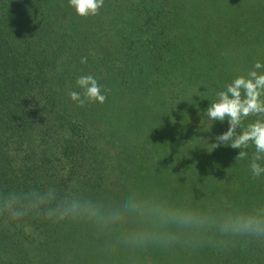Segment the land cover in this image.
<instances>
[{
  "label": "trees",
  "instance_id": "1",
  "mask_svg": "<svg viewBox=\"0 0 264 264\" xmlns=\"http://www.w3.org/2000/svg\"><path fill=\"white\" fill-rule=\"evenodd\" d=\"M256 60L264 61V0H104L86 18L69 0H0V264L94 263L79 241L92 222L49 218L52 205L13 218L4 208L12 194L54 191L105 213L126 199L171 203L178 188L202 197L208 151L229 148L214 149L227 124L204 110ZM82 75L97 79L104 103L72 100ZM248 151L218 183L225 211L264 204ZM211 244L223 249L215 264H264V240Z\"/></svg>",
  "mask_w": 264,
  "mask_h": 264
},
{
  "label": "clouds",
  "instance_id": "2",
  "mask_svg": "<svg viewBox=\"0 0 264 264\" xmlns=\"http://www.w3.org/2000/svg\"><path fill=\"white\" fill-rule=\"evenodd\" d=\"M69 3L77 15L85 18L96 16L104 6V0H69ZM86 62L87 59L82 58V63ZM76 85L82 92L73 91L71 98L80 106L106 101L102 86L94 76H79ZM204 116L215 123L227 122V130L215 134L214 149L220 146L239 149L235 159L242 161L249 159L248 150L254 146L250 172L254 179L264 177V61L256 60L246 75L235 77L216 92V99H210ZM249 117L256 119L249 120ZM42 205H52L46 208L49 218L57 221L85 219L104 232L113 231L121 210L136 213L140 224L116 233L118 241L133 248L150 245L167 248L176 244L195 247L205 242H217V237L264 240V204L247 210L212 212L162 199L143 203L126 199L116 210L105 213L101 207L90 202L58 201L56 193L48 191L43 195L12 194L6 199L4 208L11 212L13 218H18Z\"/></svg>",
  "mask_w": 264,
  "mask_h": 264
},
{
  "label": "rangeland",
  "instance_id": "3",
  "mask_svg": "<svg viewBox=\"0 0 264 264\" xmlns=\"http://www.w3.org/2000/svg\"><path fill=\"white\" fill-rule=\"evenodd\" d=\"M225 124H227V122H225ZM200 128L205 130L207 126H202ZM202 130L200 131L199 128H197V130L194 129L193 134L200 135ZM203 134L205 137H209L207 133ZM191 142H198V140L193 138L189 143ZM183 150L184 147L179 149L182 153ZM252 150H254V147H252ZM237 154L238 153L231 147L217 152H208L204 159L205 164L203 166V176L206 178L207 186L203 191L198 193L202 197H193V195L196 194L194 191L178 188L169 201L176 205L198 208L204 211H225V209L217 203V199L223 198L226 194L225 190L218 186V183L221 182L228 173H233L235 170L239 172L238 162L240 160L235 159ZM242 163L243 160L241 161V164ZM196 186L198 187V185ZM184 194L188 197H181V195ZM231 205H235V203ZM102 210L104 211L103 208ZM110 212L112 211L107 210L106 213ZM138 224H140V217L138 214L134 216V220H130L126 214H120L113 231L104 232L99 230L95 225L89 226L90 231H93V233L89 235L88 238L84 235V232L79 236V241L80 239L84 241L81 240L85 253H89L87 260H94L93 264H169V262L170 264H195V260L205 259L207 261L206 264H215L221 255L219 251L223 250L213 244L208 245L207 242L195 247L176 244L167 248L152 245L144 248H133L116 239V233L128 231ZM165 256L166 260H162Z\"/></svg>",
  "mask_w": 264,
  "mask_h": 264
}]
</instances>
